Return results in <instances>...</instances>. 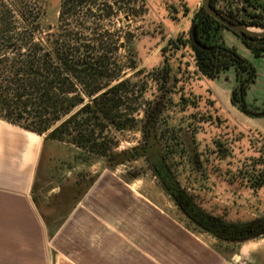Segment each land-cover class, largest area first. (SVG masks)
<instances>
[{
    "label": "trees",
    "instance_id": "obj_1",
    "mask_svg": "<svg viewBox=\"0 0 264 264\" xmlns=\"http://www.w3.org/2000/svg\"><path fill=\"white\" fill-rule=\"evenodd\" d=\"M219 1L237 2L242 9L252 10L258 24L264 26L261 0H211V6L222 13L225 7H217ZM116 4L114 0H59L52 25L47 21L48 0H0V121L44 136V140L72 146L88 156L106 158L110 167L145 158L153 177L175 204L180 197L188 207H197L178 182L177 165L168 162L179 155L175 148L180 145L179 137L171 135L164 142L160 130L168 124L170 117L164 119L166 103L175 94V80L170 79L171 68L167 66L179 61L177 52L188 44L195 71L202 77L214 80L232 70L229 102L248 118L264 117V102L256 106L247 98L257 79L256 70L224 44L222 31L229 30L199 7L191 19L188 41L177 38L166 43L164 49L171 54L163 57L161 77L155 79L157 90L142 110V145L106 155L107 133L131 128L134 123L133 111L127 107L133 91L125 71H147L140 67L135 51L139 39L111 29ZM239 39L254 57L264 53V40ZM119 51L127 56L121 59ZM258 178L264 182V172ZM182 208L187 217H193L185 205ZM198 210L204 221L193 224L216 239L239 242L264 236V222L246 235L254 224L224 222Z\"/></svg>",
    "mask_w": 264,
    "mask_h": 264
},
{
    "label": "rangeland",
    "instance_id": "obj_2",
    "mask_svg": "<svg viewBox=\"0 0 264 264\" xmlns=\"http://www.w3.org/2000/svg\"><path fill=\"white\" fill-rule=\"evenodd\" d=\"M114 1L117 4L111 29L121 36L129 34L131 38L139 39L135 51L141 61L140 67L147 71L143 74H137V70L125 71L133 91V100L127 107L133 111L134 123L131 128L107 133L106 155L142 145V110L157 90L155 79L161 77L159 69L165 65L163 57L171 54V51L165 50L166 43L177 38L188 41L191 19L201 7L200 0L196 3L194 0ZM58 4L59 0H48L47 21L52 25L57 19ZM118 5L123 9H119ZM216 6L233 12L237 7L242 9L237 2L219 1ZM246 11L253 12L250 9ZM223 34L236 37L229 31H222V39ZM118 54L121 59L127 56L124 51ZM177 56L179 61L167 66L171 68L170 79L175 80V94L166 103L164 119L170 117L168 124L160 130L164 142L171 135L179 137L180 145L175 147L179 155L168 162L177 165L180 186L192 196L200 210L224 222L247 226L264 221V182L258 178L264 172V134L243 126L245 121L255 127L264 126V117L248 120L229 104L224 81L233 85L232 70L219 76L217 79L220 82L217 83L216 79H206L195 71L188 44L177 52ZM261 94L256 92L254 96L259 99ZM254 105L260 106L261 103ZM41 137V164L51 183L55 184L56 180L65 177L87 186L104 171L105 175L121 179L133 190H143L150 195L162 194L164 201L161 202L167 208H176L153 177L145 158L127 160L110 167L106 158L88 156L72 146ZM181 220L199 239H206L204 232L182 213ZM211 238L213 236L210 235Z\"/></svg>",
    "mask_w": 264,
    "mask_h": 264
},
{
    "label": "crops",
    "instance_id": "obj_3",
    "mask_svg": "<svg viewBox=\"0 0 264 264\" xmlns=\"http://www.w3.org/2000/svg\"><path fill=\"white\" fill-rule=\"evenodd\" d=\"M223 39L256 70L248 102L263 103L264 53L254 57L239 38ZM224 82L229 102L232 83ZM245 122L264 134V126ZM42 144L0 121V264H264V236L227 242L204 232L199 239L162 194L133 190L104 171L87 186L65 177L51 183Z\"/></svg>",
    "mask_w": 264,
    "mask_h": 264
},
{
    "label": "water",
    "instance_id": "obj_4",
    "mask_svg": "<svg viewBox=\"0 0 264 264\" xmlns=\"http://www.w3.org/2000/svg\"><path fill=\"white\" fill-rule=\"evenodd\" d=\"M202 10L210 16L214 21L227 28L232 34L247 41L264 40V26L255 22L258 21L257 16H252L245 9H239V13L235 16L237 23L232 22V18L217 12L210 4L211 0H200ZM194 38V28L192 30ZM49 187L45 188L43 193L47 192ZM261 236V235H259Z\"/></svg>",
    "mask_w": 264,
    "mask_h": 264
},
{
    "label": "flooded vegetation",
    "instance_id": "obj_5",
    "mask_svg": "<svg viewBox=\"0 0 264 264\" xmlns=\"http://www.w3.org/2000/svg\"><path fill=\"white\" fill-rule=\"evenodd\" d=\"M224 15L228 16V17H231L232 18V22L233 23H237L236 19H235V16L239 13V9H237L236 11L234 12H222ZM248 14H250L249 12H247ZM252 15V14H250ZM253 16V15H252ZM258 24V21L255 22ZM178 201V200H177ZM176 203V202H174ZM176 207L181 211V213L191 222L193 223L192 221H204L203 217L200 216L199 214V210L197 207H194L192 206V204L190 205V207L187 206L186 203H184V200L182 198L179 197V203L177 202V204H175ZM182 205H185L186 208L188 209L189 213H191V215L193 217H187V213H186V210L184 208H182ZM264 221H261L260 223H256L257 225H253L250 229H248L246 231V235H250V234H253L255 231H257V229H259V225H262ZM195 225V224H194Z\"/></svg>",
    "mask_w": 264,
    "mask_h": 264
},
{
    "label": "built area",
    "instance_id": "obj_6",
    "mask_svg": "<svg viewBox=\"0 0 264 264\" xmlns=\"http://www.w3.org/2000/svg\"><path fill=\"white\" fill-rule=\"evenodd\" d=\"M237 5L240 6L241 4H237ZM237 8L240 9L239 7H237ZM230 11H232V10H230L229 8H222V12H230Z\"/></svg>",
    "mask_w": 264,
    "mask_h": 264
}]
</instances>
